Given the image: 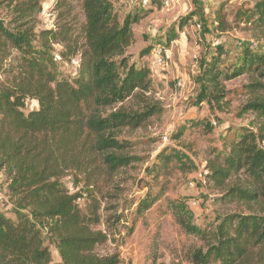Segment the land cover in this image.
Wrapping results in <instances>:
<instances>
[{"label":"trees","instance_id":"16d2710c","mask_svg":"<svg viewBox=\"0 0 264 264\" xmlns=\"http://www.w3.org/2000/svg\"><path fill=\"white\" fill-rule=\"evenodd\" d=\"M10 1L0 0V7ZM83 9L81 45L65 28L35 35L32 22L41 13L37 0L19 5L7 24L0 18V70L11 52L16 54L7 78L0 81V170L6 174V197L16 217L14 221L0 213V264H119L116 255L94 253L107 242L105 234L92 230L99 222L97 201L91 199L80 209V196L70 194L59 179L68 172L86 174L98 161L110 173L130 166L132 158L121 153L130 144L118 140L117 131L143 126L160 109L145 105L139 113L118 110L100 116L102 109L149 93L150 69L130 64L125 56L138 15L120 21L108 0H83ZM250 12L254 28L264 33V0ZM218 23L216 30L225 31L220 15ZM36 37L39 50L32 45ZM56 44L64 46L63 61L80 58L71 81L48 69L49 52ZM150 51V47L141 51L140 58ZM223 55L218 47L210 60L201 62V90L194 106L205 102L211 111L220 109L228 103L222 82L243 74L255 79L250 92L257 95L243 110L258 119L257 129L241 128L226 151L205 167L206 178L223 192L221 200L243 210L201 227L186 200L171 201L168 207L181 230L202 245L189 255L190 264H264V51L244 49L239 62L225 69L220 67ZM27 100L36 102L37 108L26 111ZM205 127L211 130L209 123ZM183 131L181 127L176 135ZM170 163L183 172L195 170L191 159L175 149L161 151L151 169L165 170ZM233 178L239 180L229 186ZM159 197L147 193L136 214L151 208ZM50 247L58 263H53Z\"/></svg>","mask_w":264,"mask_h":264},{"label":"rangeland","instance_id":"374dc122","mask_svg":"<svg viewBox=\"0 0 264 264\" xmlns=\"http://www.w3.org/2000/svg\"><path fill=\"white\" fill-rule=\"evenodd\" d=\"M27 0H12L0 7V18L7 24L14 10ZM41 13L32 22L33 31L68 30L77 45L84 41L85 14L83 0H37ZM120 21L136 14L139 20L132 25L133 41L126 50L129 63L150 69L149 93L135 96L122 104L100 110L102 118L118 110L139 113L145 105L157 106L160 113L143 126L117 131V139L130 144L122 151L132 158L130 166L110 173L99 163L86 174L68 172L59 179L70 194H77L80 209L91 199L99 205V222L92 230L107 236L98 246V256L116 255L119 264H190L189 255L201 243L186 235L176 224L168 207L171 201L186 200L198 226L215 221L218 216L240 213L243 208L235 202L221 200L223 192L214 188L206 178L207 161L223 154L241 128L256 130L258 119L243 107L257 94H252L255 82L251 74H243L222 82L228 103L213 111L207 104L194 106L200 93L198 76L202 61L210 60L218 47L224 51L222 69L237 64L244 49L264 51V33L253 26L250 11L260 0H108ZM218 15L224 19L226 30L219 32ZM175 36L170 41L169 37ZM38 37L33 42L40 49ZM151 51L140 58L141 51ZM160 49L162 63L158 65L156 51ZM64 46L53 45L49 52L52 62L48 69L58 78L71 81L76 77L80 58L63 61ZM12 51L0 70V81L7 78L10 64L15 63ZM26 111L37 108L36 102L26 101ZM188 121L198 125L189 126ZM206 123L211 125L208 131ZM184 127L183 134L177 136ZM180 132V131H179ZM179 137V138H178ZM164 149L185 153L195 170L183 172L170 163L167 169L152 170L156 157ZM6 174L0 170V213L15 221L12 206L6 197ZM233 178L229 184H235ZM149 193L159 199L142 214H136L138 202ZM118 220V221H117ZM53 263L59 257L50 247Z\"/></svg>","mask_w":264,"mask_h":264},{"label":"built area","instance_id":"2783aa9c","mask_svg":"<svg viewBox=\"0 0 264 264\" xmlns=\"http://www.w3.org/2000/svg\"><path fill=\"white\" fill-rule=\"evenodd\" d=\"M155 56L157 57V62H158V65L159 64H161L162 63V54H161V50L160 49H158L157 51H156V53H155Z\"/></svg>","mask_w":264,"mask_h":264}]
</instances>
